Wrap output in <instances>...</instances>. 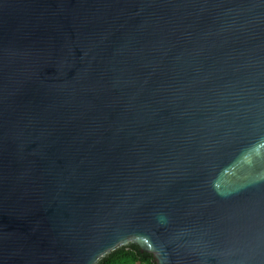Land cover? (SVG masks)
<instances>
[{"label":"water","instance_id":"95a60500","mask_svg":"<svg viewBox=\"0 0 264 264\" xmlns=\"http://www.w3.org/2000/svg\"><path fill=\"white\" fill-rule=\"evenodd\" d=\"M264 264V0H0V264Z\"/></svg>","mask_w":264,"mask_h":264},{"label":"trees","instance_id":"16d2710c","mask_svg":"<svg viewBox=\"0 0 264 264\" xmlns=\"http://www.w3.org/2000/svg\"><path fill=\"white\" fill-rule=\"evenodd\" d=\"M98 264H154L147 252H141L137 245L129 244L103 257Z\"/></svg>","mask_w":264,"mask_h":264}]
</instances>
